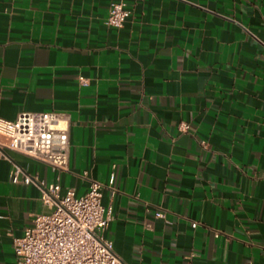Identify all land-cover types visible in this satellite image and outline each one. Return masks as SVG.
<instances>
[{"label":"crops","instance_id":"obj_1","mask_svg":"<svg viewBox=\"0 0 264 264\" xmlns=\"http://www.w3.org/2000/svg\"><path fill=\"white\" fill-rule=\"evenodd\" d=\"M110 1L0 0V118L54 111L69 142L63 171L1 151L0 264L49 210L13 164L101 183L125 264H264V0H126L120 28Z\"/></svg>","mask_w":264,"mask_h":264},{"label":"built area","instance_id":"obj_2","mask_svg":"<svg viewBox=\"0 0 264 264\" xmlns=\"http://www.w3.org/2000/svg\"><path fill=\"white\" fill-rule=\"evenodd\" d=\"M129 13L126 0H111L103 24L120 28ZM78 82L87 83L82 77ZM185 128L184 123L179 124L180 130ZM68 144L67 119L62 114L21 111L13 120L0 118V153L14 151L63 171L67 168ZM8 178L11 183H34L41 201L49 206L12 239L15 264H125L113 253L111 241L99 235L111 219L110 208L100 201L101 183L90 179L81 195L69 188L60 195L57 181L35 182L17 164L12 165ZM112 180L113 173L108 186ZM154 216L164 215L155 211Z\"/></svg>","mask_w":264,"mask_h":264}]
</instances>
